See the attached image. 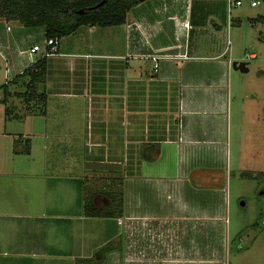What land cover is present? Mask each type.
Listing matches in <instances>:
<instances>
[{"label":"crops","instance_id":"crops-1","mask_svg":"<svg viewBox=\"0 0 264 264\" xmlns=\"http://www.w3.org/2000/svg\"><path fill=\"white\" fill-rule=\"evenodd\" d=\"M209 5L227 9L226 0H144L121 25L79 27L46 57L42 111L20 118L19 132L0 110L1 167L10 179L0 182V264H61L62 154L45 141L74 142L73 170L84 176L93 165L121 168L131 264H230L229 195L220 173L231 168L232 71H242L232 66L240 62L222 43V25L208 21L215 12ZM45 39L43 27L0 18L2 109L23 89V79L14 78L39 58L29 48ZM245 98L256 103L247 104L246 117L262 121L263 102ZM81 141L94 148L77 150ZM235 168L251 179L257 172ZM88 218L115 221L104 244L116 240V248L101 264H126L119 254L124 225L113 217L82 220Z\"/></svg>","mask_w":264,"mask_h":264},{"label":"rangeland","instance_id":"rangeland-1","mask_svg":"<svg viewBox=\"0 0 264 264\" xmlns=\"http://www.w3.org/2000/svg\"><path fill=\"white\" fill-rule=\"evenodd\" d=\"M241 2L240 6L231 9L229 15L226 13V8L224 13L221 10H215L210 5L207 8V10L215 11L207 15L208 21L213 19L222 25V43L227 50L231 49L230 53L232 57H235L234 61L247 62L248 64L247 72L232 71L237 72V76L235 80L233 79L234 90L231 96L232 106L236 110H234L235 115L231 118L230 138L228 128L227 141L231 168L226 172L222 170L224 173L220 174L224 178L226 194L229 195L227 207L230 213H228L229 223L227 226L230 237V254L232 255L230 264H264V115L262 121L260 119L255 121L254 118L248 119L246 106L256 103L245 98L246 93L254 94L264 105V18L262 17L264 15V0H260V3L255 7L250 6V0H241ZM249 53H254L256 57H248ZM11 102L14 106L21 108L23 97L18 98L13 95ZM248 103L249 105H247ZM0 110L5 116V108L0 107ZM11 113L14 115L13 126L15 127L13 129L20 132L22 125L18 120L30 114H24L25 111L17 110L14 107ZM16 115L18 116L15 117ZM4 127L5 124L2 122L0 129ZM15 140H18L17 136ZM69 144L75 145L72 141H61L60 144L58 141L44 142L46 149H55L62 154L59 158L62 172L60 174L62 204L59 222L62 239L61 264H92L91 261H85V259H89L99 251L101 246L98 247V245L104 244L108 239L109 231L115 228V221H97L90 218L82 220L83 216H87L84 212L83 187L89 194L95 192L93 200L96 205L102 206L108 201L102 192H112L115 198H118L117 191L120 187L115 186L114 180L111 178L120 177L119 169L121 168L113 164L93 165L84 176L80 168L73 170L74 158L70 156L73 151H70L71 154H69L71 149H69ZM92 145V141H81L78 143L77 150H92L94 148ZM22 146L24 147V145ZM3 148H5V141L3 142L0 138V182H9L10 179L5 174L6 169L1 167V164L4 163ZM236 166L243 173L251 175L254 169H257L258 173H254L253 179L246 178L235 173ZM2 192L4 197L10 194L5 189H2ZM241 202H244V206ZM68 218L73 220H68ZM121 221L125 227L126 237L122 245L124 248L119 254H121V261L124 259L126 264H131L132 221ZM82 232L87 233V236L79 237V233ZM77 234L78 246H83L82 250L74 249L78 247L73 245ZM82 238L84 242H81ZM116 243L115 240L111 244L116 246ZM8 253L6 251V255ZM85 254L86 256L83 257ZM1 255H3L2 252H0V260L2 259ZM116 255L117 252H114V257L112 256L111 259L115 261ZM104 264L109 263L105 262Z\"/></svg>","mask_w":264,"mask_h":264},{"label":"trees","instance_id":"trees-1","mask_svg":"<svg viewBox=\"0 0 264 264\" xmlns=\"http://www.w3.org/2000/svg\"><path fill=\"white\" fill-rule=\"evenodd\" d=\"M0 0V18L6 22H17L26 27H43L46 38L60 39L77 31L81 26L110 27L121 25L126 20L127 13L135 5L144 0ZM82 10L81 13L78 11ZM46 71V58H38L21 75V92L23 97L21 108L14 105L5 107V117L14 116L13 107L25 111L24 114L39 113L44 106V91L42 88ZM4 87V86H3ZM5 103V99L2 100ZM16 115L15 117H17ZM23 118V117H21ZM114 185L120 187L118 198L112 192H102L108 201L98 206L93 200L95 192L89 194L84 190V212L88 217L120 218L123 206L122 177L111 178ZM108 242L99 251L85 261L101 264L107 253L114 250ZM84 261V260H82Z\"/></svg>","mask_w":264,"mask_h":264},{"label":"built area","instance_id":"built-area-1","mask_svg":"<svg viewBox=\"0 0 264 264\" xmlns=\"http://www.w3.org/2000/svg\"><path fill=\"white\" fill-rule=\"evenodd\" d=\"M260 3V0H250L249 4L251 7H255ZM227 4V13L228 15L231 13V9L236 6H240L242 4L241 0H226ZM264 18V15L262 16ZM58 45L57 38H46L44 40V44L42 46L34 45L29 48L28 53L31 54H39V58L48 57L49 55L56 52V48ZM119 224L122 223L121 218L117 219Z\"/></svg>","mask_w":264,"mask_h":264},{"label":"water","instance_id":"water-1","mask_svg":"<svg viewBox=\"0 0 264 264\" xmlns=\"http://www.w3.org/2000/svg\"><path fill=\"white\" fill-rule=\"evenodd\" d=\"M103 2H104V0L102 2H100L99 4H97L96 6L101 5ZM78 12L81 13L82 10H79ZM232 66H233V68L238 69V70H240L242 72L247 71V68L245 67V63L244 62H240L238 64L236 62H233Z\"/></svg>","mask_w":264,"mask_h":264}]
</instances>
